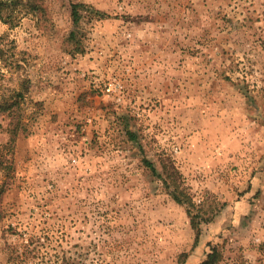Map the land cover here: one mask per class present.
Returning <instances> with one entry per match:
<instances>
[{
    "label": "rangeland",
    "instance_id": "obj_1",
    "mask_svg": "<svg viewBox=\"0 0 264 264\" xmlns=\"http://www.w3.org/2000/svg\"><path fill=\"white\" fill-rule=\"evenodd\" d=\"M0 1V264H264V0Z\"/></svg>",
    "mask_w": 264,
    "mask_h": 264
},
{
    "label": "trees",
    "instance_id": "obj_2",
    "mask_svg": "<svg viewBox=\"0 0 264 264\" xmlns=\"http://www.w3.org/2000/svg\"><path fill=\"white\" fill-rule=\"evenodd\" d=\"M22 0H15V3H19ZM29 1V0H28ZM14 3V4H15ZM10 4L7 3H3L0 1V19H3L2 15H1V10L2 8L5 7V9L9 6ZM31 6V10H34L35 4H30ZM35 8H38L37 6ZM89 9L86 5L81 4V3H73L70 5V15H71V20H72V24L73 26L78 25L79 20H80V12L82 10H86ZM16 132H17V127H14L11 131V139H14L16 136ZM131 136H133L130 133ZM145 166L150 170L151 174H153L155 177L161 179L163 186L165 188V190L167 191V193L169 194V196L171 197V199L179 204V205H183L186 208V212L189 215V220H190V224L192 226L193 229H195L196 231V237H195V244L197 241V236H198V225L200 224V222L203 221V219H201L197 213L194 214V204L192 202L191 197L189 196V194L186 192L185 187L182 185L181 186V182L179 181L180 175L179 173H177V171L173 168V169H169V167H166V165H163V173L167 175V178L169 179H164L162 178L161 174H158L155 167L153 166V164L149 161H147L146 159L143 160ZM209 253L206 255V258L199 264H217L219 262V260L221 259V252L217 249L216 245H209ZM185 256V255H184Z\"/></svg>",
    "mask_w": 264,
    "mask_h": 264
}]
</instances>
